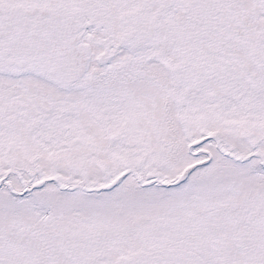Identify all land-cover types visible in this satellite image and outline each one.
Masks as SVG:
<instances>
[{
	"label": "snow or ice",
	"instance_id": "obj_1",
	"mask_svg": "<svg viewBox=\"0 0 264 264\" xmlns=\"http://www.w3.org/2000/svg\"><path fill=\"white\" fill-rule=\"evenodd\" d=\"M0 264H264V0H0Z\"/></svg>",
	"mask_w": 264,
	"mask_h": 264
}]
</instances>
